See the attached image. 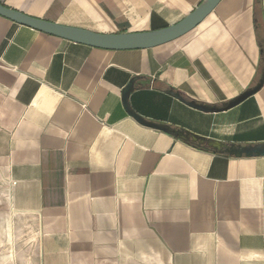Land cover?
<instances>
[{"label": "crops", "instance_id": "crops-1", "mask_svg": "<svg viewBox=\"0 0 264 264\" xmlns=\"http://www.w3.org/2000/svg\"><path fill=\"white\" fill-rule=\"evenodd\" d=\"M201 1L0 4L116 34L163 29ZM261 41L264 0H221L188 34L138 50L0 16V260L6 241L11 264H264V156L213 147L264 144V82L225 107L263 77Z\"/></svg>", "mask_w": 264, "mask_h": 264}, {"label": "water", "instance_id": "water-1", "mask_svg": "<svg viewBox=\"0 0 264 264\" xmlns=\"http://www.w3.org/2000/svg\"><path fill=\"white\" fill-rule=\"evenodd\" d=\"M220 1L221 0H202L190 13H188L177 23L169 25L163 29L137 33H95L81 28L60 25L43 19L34 18L19 11L8 8L2 4H0V16L17 24L35 29L37 31L94 48L105 50H138L151 49L157 46H161L173 42L188 34L215 9ZM263 82L264 75L261 78L260 82L254 88L245 91L243 94L227 103L225 107H233L244 101L248 97L252 96L261 88ZM132 90L133 86L131 83L122 92L123 101L126 107L127 97ZM189 105L203 111H211L216 109L206 107L195 102H190ZM130 114L138 123L144 126L170 133L175 137L185 141L189 140L188 136H185L179 131H174L165 125H159L146 121L132 112ZM213 147L229 155L238 157L264 156V144L248 146H223L213 144Z\"/></svg>", "mask_w": 264, "mask_h": 264}, {"label": "rangeland", "instance_id": "rangeland-1", "mask_svg": "<svg viewBox=\"0 0 264 264\" xmlns=\"http://www.w3.org/2000/svg\"><path fill=\"white\" fill-rule=\"evenodd\" d=\"M5 235H8V236H10V231H9V229H6L5 230ZM5 238H6V240L8 239V237L7 236H5ZM7 241H9V240H7ZM4 247H5V249H4V251H5V253H4V256H5V259L3 260V261H1L0 260V264H11V261L9 260V258H6V257H10V253H6V250H7V243H6V241H4ZM9 246H10V244H9Z\"/></svg>", "mask_w": 264, "mask_h": 264}, {"label": "trees", "instance_id": "trees-1", "mask_svg": "<svg viewBox=\"0 0 264 264\" xmlns=\"http://www.w3.org/2000/svg\"><path fill=\"white\" fill-rule=\"evenodd\" d=\"M258 26H259V25H258ZM258 26H257V27H258ZM261 46H262V48H264V42H262V41H261Z\"/></svg>", "mask_w": 264, "mask_h": 264}]
</instances>
